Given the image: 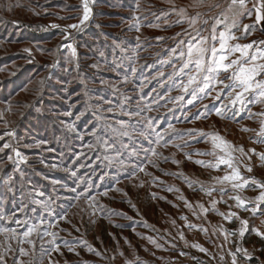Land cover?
Instances as JSON below:
<instances>
[{
	"label": "rangeland",
	"instance_id": "obj_1",
	"mask_svg": "<svg viewBox=\"0 0 264 264\" xmlns=\"http://www.w3.org/2000/svg\"><path fill=\"white\" fill-rule=\"evenodd\" d=\"M229 3L139 0L137 10L136 0H89L92 15L76 30L67 26L82 18V0H0V136L4 137L0 147L12 146L0 152V229L25 230L9 216L29 224L43 219L55 225L41 229L55 232L59 246L54 250L55 245L48 243L51 236L41 240L33 233L35 255L28 244L23 245L28 256L16 253L24 264H209L213 255L223 254L228 239L234 250L242 241L247 247L252 244V236L248 240L239 236L240 220L249 221L251 231L257 226L263 229L264 216L235 207L229 196L254 200L260 189L253 184L234 193L229 185L223 197L219 191L207 195L201 186L219 189L214 178L231 170L223 164L212 168L195 161L216 163L217 155H224L214 147L213 135L243 147L245 153L264 152V143H254L264 117H250L262 112L264 104H249L254 99L251 93L245 94L243 110L239 103H230L232 89L224 85L231 83L227 79L231 70L209 74L214 78L205 92L199 90L206 83L201 73L185 92L181 82L187 83L194 69L181 74L182 61L171 52L190 36L206 37L208 47L219 48V33L227 34L231 24ZM253 3L247 0L252 15L241 17L239 27L230 29L236 37H242L243 25L255 24ZM173 6L186 10L182 22H177L181 17ZM190 18H196V23L190 25ZM52 24L59 27L51 28ZM214 25L215 42L211 39ZM262 40L264 32L256 24L250 35L228 43ZM239 55L230 54L226 63ZM216 108L223 116L216 114ZM7 131L14 135L4 136ZM157 134L163 136V146L153 145L160 154L159 159L152 157L157 163L153 167L142 150ZM13 148L26 160L16 157ZM118 153L126 168L118 163ZM232 155L245 178L264 183V164L257 157L252 156L253 171L248 172L243 167L248 156ZM141 161L145 171L133 170L131 164ZM212 200L218 201L215 210ZM198 205L209 211L202 212ZM230 210L239 218L226 220L217 214ZM6 243L16 247L15 240L0 235V244Z\"/></svg>",
	"mask_w": 264,
	"mask_h": 264
},
{
	"label": "snow or ice",
	"instance_id": "obj_2",
	"mask_svg": "<svg viewBox=\"0 0 264 264\" xmlns=\"http://www.w3.org/2000/svg\"><path fill=\"white\" fill-rule=\"evenodd\" d=\"M198 3H202L203 0H197ZM137 3V10H139V0H136ZM83 5V15L80 19L78 24H71L68 25L67 28L70 29H76L79 30L82 25L86 21L89 20L90 16L92 15V10L89 6V0H82ZM9 6V10H10ZM216 7H219V5H216ZM253 8L255 9V24H245L243 25V32L242 37H236L230 32V29L239 27V21L240 18L247 15L251 16L253 9H250L247 7V0H230V3L228 4L227 11L231 13V24L227 25V29L229 31H221L219 33V48L213 44L211 47L207 46V38L206 37H200V36H190L189 40L187 42L181 40L177 46V48L171 49V52L176 55L178 53V59L182 61L181 65V74L184 73V70L191 71L194 69V74L188 76L187 83L181 82V86L185 92L188 91V88L190 85L195 83L197 79L200 77L201 73H205L203 75V81L206 83L204 84V87L200 88V92H205L207 88L211 86V81L213 80V75L209 74H215L219 75L220 72H228L231 70V75L227 77L231 83L224 85L225 88L232 89V92L229 93V100L230 103L235 106L237 103H239L243 110V106L245 105V94L251 93L254 99H249L248 103L252 104L257 101L260 103H264V79H257V77L264 76V62H257V61H264V40L256 42L253 41L251 43L247 44H239L236 43L234 45H230L228 41L230 40H238L240 38L246 37L251 34V32L255 29L256 24H262L264 23V0H254ZM172 11L176 13L177 16L181 17L179 22H182V20L186 17V10L181 8L179 10H176L173 6ZM155 15V13H153ZM164 15H168V13H165ZM63 19L64 17H60ZM134 19H139V17H134ZM156 19H160L159 16L156 17ZM228 19V16H225V20ZM190 25L196 23V18H190L189 19ZM217 24L222 23V21L217 20ZM154 26V25H149ZM51 28H58L59 25L52 24L50 25ZM137 31H139V27L136 28ZM264 31V28L261 29ZM216 27L213 26L212 29V35L211 39L213 42L216 41L217 37L215 35ZM70 33H67L65 30L64 39H68ZM179 35V33L177 34ZM139 40V37L137 38ZM157 39H163L162 37H157ZM68 48L72 49V55L76 56V50L72 47L71 44L67 45ZM186 47V50H185ZM254 51H250L254 49ZM26 52H29V49H25ZM211 53V56H208V53ZM239 52V57L236 59H232L230 62H227L229 59V55ZM175 67V65H173ZM133 72H135V68L132 69ZM161 75H163L161 73ZM218 83L223 84V81H217ZM239 89V91H237ZM234 93V96L232 95ZM220 93H217V99H219ZM179 98V97H178ZM194 100H189L188 103L192 104ZM207 107V106H205ZM215 112L218 116H223L221 108H216ZM3 113H0V118H2ZM200 114L197 115V119L201 118ZM252 115H258L261 117H264V112L260 113H250V117ZM6 123V122H5ZM71 128V126H69ZM171 127V125H169ZM244 131H248V129H243ZM194 131V130H193ZM13 132L7 131L4 133V136H13ZM143 135V133H142ZM201 135H208L206 133H201ZM257 140L254 141V143H264V119H261L260 122V130L256 133ZM147 138V137H146ZM4 137L0 136V140H3ZM163 140V136L157 134V138L155 141L149 140V147L143 149L144 153V160L148 162V164L152 165L153 167H157L156 160L152 159V157H155L157 159L160 158V154L157 152V148L153 145H161V141ZM213 145L215 148H219L221 152L224 153L223 156L217 155V162L216 163H207L201 160L195 161V163L212 167V168H219L221 164L226 165L228 169L231 171L229 173H226L222 177H215L216 183L221 185L219 189H216L215 187H210L205 189L203 186H201V190L205 191V194L211 195L213 191H219L221 197L227 195L228 186L230 185L231 189L234 193H238L240 190L245 189L249 185H256L260 189V193L257 197H255L254 200H248L245 197H242L239 194H234L229 196V199L235 201V207L237 208H243L246 211H250L254 216L261 211V205H264V183H261L255 179L245 178L241 172L240 167L236 162V158L232 155L235 152L241 153V155H247L248 156V162L243 163V167L248 172L253 171V167L251 164L252 156L257 157V159L264 164V152L257 153L255 149H249L248 153H245V150L243 147L236 148L233 145H231L229 142L224 141L223 138L219 137L218 135L212 136ZM217 141L219 143H217ZM43 143V142H41ZM39 146V145H37ZM163 146V145H161ZM12 147L9 143H3L2 147H0V152H4L5 149H8ZM13 151L15 152L16 157H18L20 160H26V158L21 157V154L19 151H16L13 148ZM250 153V155H249ZM202 155L205 154H211L216 155V153H200ZM132 155H138L136 152H133ZM118 163L122 166V168H126L128 165L124 159L120 158V154H117L116 157ZM165 161H167V157L163 158ZM9 161H12V156L8 157ZM173 163H179L178 161H172ZM143 164V161L140 163H132L131 167L133 170L139 169V171L144 172L145 168L141 166ZM55 167V165H53ZM75 175V173H72ZM135 174V171H133V175ZM147 174V173H146ZM168 174V173H165ZM189 186H191V182H189ZM169 191H173L175 189L169 188ZM9 191H12L11 187L9 188ZM72 191H75L73 189ZM118 191V189H117ZM178 191V190H177ZM83 193L78 195L76 199H79ZM106 195V193H105ZM126 195V194H125ZM89 199L94 200V197H89ZM218 201L212 200V210H215V205ZM186 206L191 207L190 204H188L187 201H185ZM249 204H254L253 207H248ZM198 207L201 208L202 212H208V208H204L203 205H198ZM232 205H230V208ZM23 209H21L22 211ZM51 214V212H50ZM218 215H221L226 220H231L233 217H237L236 212H232L231 210L225 214V213H217ZM8 220L12 221L17 224L18 227H23L25 230L22 232H18L15 228H8L5 227L3 229H0V235H6L7 240H15L16 241V247L13 248L11 243L6 244H0V264H8V258L9 254L11 253V259L12 264H24V262L19 259L16 255L18 253L19 257L28 256V251L23 247L24 244H28L32 246L33 248V256L35 255V243L32 239L33 233H36L37 237H39L41 240H43L44 236H51L53 239L51 241H48V243L55 245L54 250H58L59 246L55 244L56 239V233L55 232H48L46 230H42V225H48L49 227H54L55 225L51 224L48 221H45L41 219L38 223H31L29 224L27 220H19L15 219L14 216L7 217ZM59 219H64V217H59ZM181 219H186L185 217H181ZM262 225H264V221H261ZM241 227L239 229V236L243 238L245 236V233L249 231V221L247 220H240ZM118 226V225H117ZM188 227H192V225H187ZM257 237H259L262 241H264V230H261L260 228L253 227L250 229ZM181 238L183 236L181 235ZM151 243L155 244L156 241L152 239L151 237L147 238ZM227 239V234H226ZM67 244V242H65ZM194 247H197L200 251H205V249L200 248L199 245H193ZM43 249V244L41 245ZM159 247V245H157ZM46 251V250H45ZM69 251H72L71 248H69ZM89 251H95L92 248H89ZM237 252H241L245 258L246 261H251L253 259L252 254L248 251V249H242L237 248ZM96 255H100L99 252L95 253ZM232 255V264H237L236 255L234 253H230ZM223 259V257H221ZM29 264H33L32 261H29ZM262 264H264V261H262Z\"/></svg>",
	"mask_w": 264,
	"mask_h": 264
},
{
	"label": "crops",
	"instance_id": "obj_3",
	"mask_svg": "<svg viewBox=\"0 0 264 264\" xmlns=\"http://www.w3.org/2000/svg\"><path fill=\"white\" fill-rule=\"evenodd\" d=\"M263 78L264 77L261 76V79ZM262 112H264V109ZM259 212L261 213V215H257V217L264 216V205H261V211ZM257 228H260V227L257 226ZM261 230H264V227L263 229L261 228ZM253 235L256 236L254 233ZM229 236H231V234H229ZM241 243L242 244L237 247H240L242 249H248V251L253 256V259L251 261H246L243 255L241 257H238L235 253L236 250L233 249L231 240L228 239L227 244L223 246V250H224L223 254L220 257H218V255H213L212 260H211L212 262L209 261V264H232V255H230V253H234L236 255L237 264H262V261H264V258L261 256V253L263 252L264 241L258 242L257 240H254L252 244L248 247L245 246L243 241ZM221 257H223V259H221Z\"/></svg>",
	"mask_w": 264,
	"mask_h": 264
},
{
	"label": "trees",
	"instance_id": "obj_4",
	"mask_svg": "<svg viewBox=\"0 0 264 264\" xmlns=\"http://www.w3.org/2000/svg\"><path fill=\"white\" fill-rule=\"evenodd\" d=\"M248 236H252V238H254L255 240H257L258 242H259V241H262L259 237L254 236V235L252 234L251 231H247V232L245 233L244 239H245V240H248V239H246V238H248Z\"/></svg>",
	"mask_w": 264,
	"mask_h": 264
},
{
	"label": "water",
	"instance_id": "obj_5",
	"mask_svg": "<svg viewBox=\"0 0 264 264\" xmlns=\"http://www.w3.org/2000/svg\"><path fill=\"white\" fill-rule=\"evenodd\" d=\"M261 25V29L264 28V23L260 24ZM264 32V31H263Z\"/></svg>",
	"mask_w": 264,
	"mask_h": 264
}]
</instances>
